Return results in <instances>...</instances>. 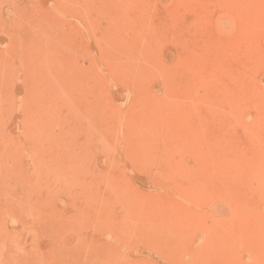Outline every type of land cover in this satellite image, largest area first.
<instances>
[{
	"label": "rangeland",
	"instance_id": "rangeland-1",
	"mask_svg": "<svg viewBox=\"0 0 264 264\" xmlns=\"http://www.w3.org/2000/svg\"><path fill=\"white\" fill-rule=\"evenodd\" d=\"M0 61V264H264V0H0Z\"/></svg>",
	"mask_w": 264,
	"mask_h": 264
},
{
	"label": "bare ground",
	"instance_id": "bare-ground-1",
	"mask_svg": "<svg viewBox=\"0 0 264 264\" xmlns=\"http://www.w3.org/2000/svg\"><path fill=\"white\" fill-rule=\"evenodd\" d=\"M18 5H19V4H18ZM20 35H21V34H20ZM3 54H4V53H3ZM36 54H37V53H36ZM45 54H46V53H45ZM54 55H55V54H54ZM61 56H62V55H61ZM37 58H38V57H37ZM50 58H51V57H50ZM6 59H7V58H6ZM33 59H34V58H33ZM39 59H40V58H39ZM58 59H60V58H58ZM41 60H42V59H41ZM35 61H36V59H35ZM61 61H62V60H61ZM61 61H59V62H61ZM0 62H1V61H0ZM32 62H33V61H32ZM33 63H34V62H33ZM55 63H56V62H55ZM50 64L52 65V62H51ZM53 64H54V63H53ZM56 64H57V63H56ZM58 64H60V63H58ZM38 65H39V64H38ZM41 66H42V65H41ZM37 67H38V66H37ZM37 67H36V68H37ZM50 67H51V68H54V67H52V66H50ZM34 68H35V66H34ZM36 68H35V70H36ZM40 68H41V67H40ZM55 68H56V67H55ZM55 68H54V69H55ZM35 70H34V71H35ZM58 70H59V69H58ZM31 71H33V70L31 69ZM59 71H60V70H59ZM63 72H64V71H63ZM35 73H36V72H35ZM47 73H48V72H47ZM60 73H61V72H60ZM60 73H59V74H60ZM37 74H39V73H37ZM62 74H63V73H62ZM70 74H71V73H70ZM42 75H43V74H42ZM43 76H44V75H43ZM42 79H43V77H42ZM67 79H68V78H67ZM62 80H63V79H62ZM41 81H43V80H41ZM69 81H70V79H69ZM65 82H66V81H65ZM65 82H64V83H65ZM42 84H43V83H42ZM66 84H67V83H66ZM36 87H37V86H36ZM67 87H68V86H67ZM26 90H27V89H26ZM37 90H38V89H37ZM58 90H59V89H58ZM55 91H56V89H55ZM57 92H58V91H57ZM59 93H60V92H59ZM59 93H58V95H59ZM43 94H44V93H43ZM56 96H57V95H56ZM56 96H55V97H56ZM60 96H61V95H60ZM50 97H51V96H50ZM61 97H62V96H61ZM57 98H60V97L57 96ZM65 99H66V98H65ZM59 100H60V99H59ZM61 100H62V99H61ZM49 101H50V100H49ZM62 101H64V100H62ZM51 102H52V101H51ZM51 102H48V103H51ZM56 103H58V102H56ZM64 103H65V102H64ZM43 105H44V104H43ZM58 106H60V105H58ZM53 107H54V106H53ZM53 107H52V108H53ZM67 107H68V106H67ZM64 108H65V107H64ZM70 108H71V107H70ZM95 108H96V107H95ZM95 108H94V109H95ZM61 109H62V108H61ZM92 109H93V108H92ZM57 110H58V109H57ZM57 110H55V111H57ZM71 110H72V109H71ZM37 111H38V110H37ZM81 111H82V110H81ZM39 112H40V111H39ZM39 112H38V113H39ZM44 112H45V111H44ZM89 112H90V111H89ZM91 112H92V111H91ZM35 113H37V112L35 111ZM35 113H34V114H35ZM54 113H55V112H54ZM60 114H61V113H60ZM69 114H70V113H69ZM98 114H99V113H98ZM36 115H37V114H36ZM54 115L56 116V114H54ZM67 115H68V114H67ZM72 115H73V114H72ZM80 115H81V114H80ZM51 116H52V115H51ZM51 116H50V117H51ZM59 116H60V115H59ZM91 116H92V114H91ZM2 117H3V116H2ZM37 117H38V116H37ZM45 117H46V116H45ZM47 117H48V116H47ZM60 117H61V116H60ZM79 117H80V116H79ZM40 118H41V116H40ZM43 118H44V117H43ZM34 119H35V118H34ZM41 119H42V118H41ZM53 119H54V118H53ZM61 119H62V118H61ZM78 119H79V118H78ZM28 120H29V119H28ZM44 120H45V119H44ZM46 120H47V119H46ZM92 120H93V119H92ZM95 120H96V119H95ZM25 121H26V120H25ZM29 121H30V120H29ZM29 121H28V122H29ZM33 121H34V120H33ZM52 121H53V120H52ZM52 121H51V122H52ZM28 122H27V123H28ZM46 122H47V121H46ZM60 122H61V120H60ZM65 122H66V121H65ZM44 123H45V122H44ZM56 123L58 124V122H56ZM40 124H41V123H40ZM45 124H46V123H45ZM47 124H49V123H47ZM85 124H86V123H85ZM256 124H257V123H256ZM262 124H263V123H262ZM50 125H51V124H50ZM65 125H66V124H65ZM82 125H83V124H82ZM88 125H89V124H88ZM45 126H46V125H45ZM47 126H48V125H47ZM58 126H59V125H58ZM63 126H64V125H63ZM52 127L55 128V125L52 126ZM59 127H60V126H59ZM70 127H72V126H70ZM40 128H41V127H40ZM45 128H46V127H45ZM57 128H58V127H57ZM43 129H44V128H43ZM69 129H70V128H69ZM47 130H48V129H47ZM37 131H38V130H37ZM67 131H68V130H67ZM67 131H66V132H67ZM63 132H64V131H63ZM29 133H30V132H28V135H29ZM32 133H33V132H32ZM38 133H39V132H38ZM53 133H54V132H53ZM105 133H106V132H105ZM30 134H31V133H30ZM57 134H58V133H57ZM55 135H56V134H55ZM61 135H62V134H61ZM73 135H74V134H73ZM86 135H88V134H86ZM35 136H36V135H35ZM65 136H66V135H65ZM67 136H68V135H67ZM67 136H66V137H67ZM71 136H72V135H71ZM32 137H33V136H32ZM43 137H44V136H43ZM76 138H77V136H76ZM43 139H44V138H43ZM43 139H42V140H43ZM57 139H58V138H57ZM89 139H90V138H89ZM68 140H69V139H68ZM84 140H85V139H84ZM33 141H34V140H33ZM37 141H38V140H37ZM52 141H53V140H52ZM95 141H96V140H95ZM35 142H36V141H35ZM43 142H44V141H43ZM46 142H47V141H46ZM46 142H45V143H46ZM69 142H70V141H69ZM50 143H51V141H50ZM61 143L63 144V142H61ZM76 143H77V142H76ZM42 144H43V143H42ZM42 144H41V145H42ZM68 144H70V143H68ZM86 144H87V143H86ZM74 145H75V144H74ZM52 146H53V144H52ZM55 146H56V145H55ZM69 146H70V145H69ZM72 146H73V145H72ZM92 146H93V145H92ZM37 147H38V145H37ZM44 147H45V145H44ZM67 147H68V146H67ZM79 147H80V146H79ZM35 148H36V147H35ZM58 148H59V146H58ZM51 149H52V148H51ZM72 149H73V148H72ZM114 149H115V148H114ZM54 150H55V149H54ZM85 150H86V149H85ZM39 151H40V150H39ZM39 151H38V152H39ZM86 151H87V150H86ZM100 151H101V150H100ZM59 152H60V150H59ZM59 152H58V153H59ZM90 152H92V150H91ZM90 152H89V153H90ZM51 153H52V152H51ZM61 153H62V152H61ZM80 153H81V152H80ZM93 153H94V152H93ZM44 154H45V153H44ZM74 154H75V153H74ZM76 154H77V153H76ZM94 154H95V153H94ZM94 154H92V155H94ZM55 155H56V154H55ZM104 155H105V154H104ZM114 155H115V154H114ZM70 156H71V155H70ZM73 156H74V155H73ZM38 157H39V156H38ZM40 157H41V156H40ZM40 157H39V158H40ZM43 157H44V156H43ZM58 157H60L59 154H58ZM107 157H108V156H107ZM62 158H63V157H62ZM68 158H69V157H68ZM63 159H64V158H63ZM72 159H73V158H71V160H72ZM75 159H76V158H75ZM78 159H79V158H78ZM80 159H81V158H80ZM87 159H88V158L86 157V160H87ZM105 159H106V158H105ZM37 160H38V159H37ZM42 160H43V159H42ZM59 160H60V159H59ZM86 160H85V161H86ZM116 160H117V159H116ZM116 160H115V161H116ZM57 161H58V160H57ZM60 161H61V160H60ZM66 161H68V160H66ZM77 161H78V160H77ZM92 161H93V160H92ZM142 161H143V160H142ZM35 162H37V161H35ZM55 162H56V161H55ZM88 162H89V161H88ZM77 163H78V162H77ZM38 164H39V163H38ZM52 164H53V163H52ZM40 165H41V164H40ZM80 165H81V163H80ZM112 165H113V164H112ZM117 165H118V164H117ZM42 166H43V165H42ZM58 166H60V164H59ZM76 166L78 167V165H76ZM38 167H39V166H38ZM52 167H53V165H52ZM86 167H87V166H86ZM118 167H119V166H118ZM39 168H40V167H39ZM47 168H48V167H47ZM54 168H55V167H54ZM84 168H85V167H84ZM0 169H1V168H0ZM42 169H45V168H42ZM51 169H53V168H51ZM65 169H66V168H65ZM91 169H92V168H91ZM40 170H41V169H40ZM55 170H56V169H55ZM83 170H84V169H83ZM85 170H86V169H85ZM87 170H88V168H87ZM87 170H86V172H87ZM47 171H48V170H47ZM52 171H53V170H52ZM52 171H51V172H52ZM81 171H82V170H81ZM34 172H36V171H34ZM34 172H32V173H34ZM38 172H39V170H38ZM49 172H50V171H49ZM79 172H80V171H79ZM82 172H83V171H82ZM93 172H95V171H93ZM108 172H109V170H108ZM40 173H42V172H40ZM55 173H56V172H55ZM84 173H85V172H84ZM77 174H78V173H77ZM38 175H39V174H38ZM41 175H42V174H41ZM51 175H52V174H51ZM69 175H70V174H69ZM97 175H98V174H97ZM97 175H96V176H97ZM79 176H80V175H79ZM88 176H89V175H88ZM93 176H94V175H93ZM93 176H92V177H93ZM172 176H173V175H172ZM41 177H42V176H41ZM47 177H48V176H47ZM50 177H51V176H50V174H49V178H50ZM99 177H101V176H99ZM56 178H57V177H56ZM80 178H81V177H80ZM174 178H175V177H174ZM77 179H78V178H77ZM96 179H97V178H96ZM104 179H105V178H104ZM53 180H55V179H53ZM105 180H106V179H105ZM113 180H115V179H113ZM119 180H120V179H119ZM50 181H51V180H50ZM57 181H58V180H57ZM70 181H71V180H70ZM82 181H83V180H82ZM85 181H86V180H85ZM63 182H65V181H63ZM8 183H9V182H8ZM76 183H78V182H76ZM79 183H80V182H79ZM95 183H96V182H95ZM57 184H58V183H57ZM65 184H66V183H65ZM71 184H72V182H71ZM83 184H84V183H83ZM93 184H94V182H93ZM69 185H70V184H69ZM77 185H78V184H77ZM49 186H50V185H49ZM55 186H56V185H55ZM70 186H71V185H70ZM80 186H81V185H80ZM86 186H87V185H86ZM71 187H72V186H71ZM48 188H49V187H48ZM80 188H81V187H80ZM89 188H90V187H89ZM89 188H88V189H89ZM61 189H62V188H61ZM81 189H83V188H81ZM88 189H87V190H88ZM55 190H56V189H55ZM63 190H64V189H63ZM85 190H86V189H85ZM87 190H86V191H87ZM89 190H90V189H89ZM263 190H264V189H263ZM263 190H262V193L264 194V191H263ZM50 191H51V190H50ZM58 191H59V190H58ZM65 191H66V190H65ZM61 192H62V191H61ZM83 192H84V194H85V191H83ZM87 192H88V191H87ZM187 193H188V191H187ZM262 193H261V194H262ZM82 194H83V193H82ZM90 194H91V193H90ZM190 194H191V193H190ZM196 195H198V194H196ZM79 196H80V194H79ZM73 197H74V196H73ZM89 197H90V196H89ZM89 197H88V198H89ZM94 197H95V195H94ZM194 197H195V196H194ZM53 200H54V199H53ZM76 200H77V199H76ZM126 200H127V199H125V201H126ZM230 200H231V199H230ZM84 201H85V200H84ZM92 201H93V200H92ZM94 201H95V200H94ZM74 202H75V201H74ZM82 202H83V201H82ZM48 203H49V199H48ZM88 203H89V202H88ZM88 203H87V204H88ZM90 203H91V202H90ZM94 203H95V202H94ZM94 203H93V205H94ZM49 204H50V203H49ZM118 204H119V203H118ZM29 208H30V207H29ZM75 208H76V207H75ZM130 208H131V207H130ZM22 209H23V208H22ZM81 209H82V208H81ZM93 209H95V208H93ZM27 210H28V209H27ZM126 210H127V209H126ZM242 211H243V210H242ZM124 212H126V211H124ZM238 212H239V211H237V213H238ZM80 213H81V212H80ZM126 213H127V212H126ZM52 215H53V214H52ZM52 215H51V216H52ZM54 215H56V214H54ZM58 215H59V214H58ZM76 215H77V214H76ZM60 216L62 217V215H60ZM81 216H82V215H81ZM52 217H53V216H52ZM57 218H58V216H57ZM59 218H60V217H59ZM65 218H66V217H65ZM68 219H69V218H68ZM72 220H73V219H72ZM108 220H109V219H108ZM124 220H125V219H124ZM69 221H71V220L69 219ZM57 222H58V221H57ZM74 222H75V221H74ZM129 222H130V221H129ZM129 222H128V223H129ZM59 223H60V222H59ZM72 223H73V222H72ZM104 223H105V222H104ZM54 224H55V223H54ZM63 224H64V223H63ZM82 224H83V223H82ZM97 224H98V223H97ZM93 225H94V224H93ZM119 225H120V224H119ZM73 226H74V225H73ZM134 226H135V225H134ZM62 227H63V226H62ZM132 227H133V226H132ZM70 228H71V227H70ZM121 228H122V227H121ZM146 228H147V227H145V229H146ZM122 229H123V228H122ZM123 230H124V229H123ZM150 230H151V229H150ZM129 231H130V230H129ZM136 231H137V230H136ZM136 231H135V232H136ZM174 232H175V230H174ZM147 233H148V232H147ZM172 233H173V232H172ZM172 233H171V234H172ZM75 234H76V233H75ZM144 234H145V233H144ZM125 235H126V232H125L124 236H125ZM124 236H123V237H124ZM147 236H149V235H147ZM173 237H174V236L172 235V238H173ZM140 239H141V238H140ZM5 240H6V239H5ZM179 241H180V239H179ZM136 243H137V242H136ZM177 243H178V242H177ZM60 245H61V244H60ZM173 245H174V244H173ZM173 245H172V246H173ZM178 245H179V244H178ZM83 246H84V245H83ZM175 246H177V244H176ZM175 246H174V247H175ZM11 254H13V253H11ZM197 254H199V253H197ZM8 257H9V256H8ZM114 258H115V257H114ZM14 259H15V258H14ZM110 259H111V258H110ZM93 260H94V259H93ZM114 260H115V259H114ZM6 261H7V260H6ZM105 261H106V260H105ZM107 261H108V260H107ZM111 261H112V260H111ZM9 262H10V260H9ZM18 262H19V261H18ZM46 262H47V261H46ZM116 262H117V261H116ZM10 263H11V262H10ZM11 264H12V263H11ZM17 264H18V263H17ZM109 264H110V263H109ZM117 264H118V263H117ZM202 264H203V263H202Z\"/></svg>",
	"mask_w": 264,
	"mask_h": 264
}]
</instances>
